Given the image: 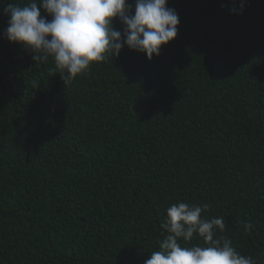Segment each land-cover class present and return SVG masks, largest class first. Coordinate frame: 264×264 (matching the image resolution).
<instances>
[{
	"label": "trees",
	"instance_id": "1",
	"mask_svg": "<svg viewBox=\"0 0 264 264\" xmlns=\"http://www.w3.org/2000/svg\"><path fill=\"white\" fill-rule=\"evenodd\" d=\"M30 2L0 0V264H144L175 203L264 264V0H168L159 56L125 46L70 83L4 35Z\"/></svg>",
	"mask_w": 264,
	"mask_h": 264
},
{
	"label": "clouds",
	"instance_id": "2",
	"mask_svg": "<svg viewBox=\"0 0 264 264\" xmlns=\"http://www.w3.org/2000/svg\"><path fill=\"white\" fill-rule=\"evenodd\" d=\"M235 2V0H233ZM39 4V7H38ZM168 0H31L23 5L9 3L3 8L8 17L4 35L32 53V60L45 63L50 58L63 83L85 74L93 63L118 57L123 47L143 53L147 60L159 56L161 47L172 41L180 23L177 12L167 7ZM243 2L230 11L240 14ZM41 8L51 17L41 16ZM119 20L122 30H115ZM208 205L175 203L166 209L161 227L166 230L159 250L153 251L144 264H256L241 255L230 239H216L217 231L226 228L223 217L210 220L201 214ZM245 232L253 229L244 224ZM194 234L203 245L184 246Z\"/></svg>",
	"mask_w": 264,
	"mask_h": 264
}]
</instances>
